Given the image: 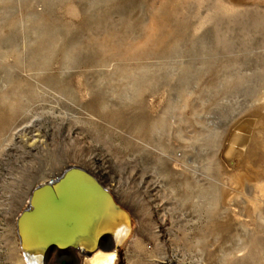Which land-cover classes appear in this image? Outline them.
<instances>
[{
	"label": "rangeland",
	"instance_id": "1",
	"mask_svg": "<svg viewBox=\"0 0 264 264\" xmlns=\"http://www.w3.org/2000/svg\"><path fill=\"white\" fill-rule=\"evenodd\" d=\"M98 159L117 264H264V0H0V264H31L32 189Z\"/></svg>",
	"mask_w": 264,
	"mask_h": 264
},
{
	"label": "water",
	"instance_id": "2",
	"mask_svg": "<svg viewBox=\"0 0 264 264\" xmlns=\"http://www.w3.org/2000/svg\"><path fill=\"white\" fill-rule=\"evenodd\" d=\"M127 222L132 225L130 214L112 191L88 169L71 166L35 188L18 229L25 250L47 252L53 247L81 246L90 255L100 247L104 235H112Z\"/></svg>",
	"mask_w": 264,
	"mask_h": 264
},
{
	"label": "bare ground",
	"instance_id": "3",
	"mask_svg": "<svg viewBox=\"0 0 264 264\" xmlns=\"http://www.w3.org/2000/svg\"><path fill=\"white\" fill-rule=\"evenodd\" d=\"M33 123V120H31V122L30 123H28V124H24V125H22V126H17L16 127V130H17V132H20V131H22V130H25V129H28L29 128V126H30V124H32ZM248 123L250 124V123H253V120H248L247 119V121H245V122H242L241 123V126H240V128H244V127H246L247 125H248ZM16 132V133H17ZM248 132H250V130H248ZM242 133V131L241 130H239L238 131V133L233 137V139H232V145H231V148H230V150H229V154L230 153H232L233 152V148H235V144L238 142V141H241V143H242V147H241V151L246 147V142L248 141V139L246 138V135L248 134H241ZM34 144L36 145V146H41L42 145V142H41V140L40 139H38V140H35V142H34ZM183 157H185V153L183 154ZM98 161L100 162V163H93V162H91L92 163V169L91 168H87V167H85V166H82V167H84V168H86V169H88L89 171H91L92 173H94L103 183H104V185L110 190V186L111 185H116L117 184V187H119L120 185H119V182L117 183V180L115 179V177L113 176V175H110V173H109V171L106 169V166L104 165V163H102L101 162V160H99L98 159ZM71 166H79V165H76V164H69V165H67L63 170H62V172H60V173H57V172H54V173H52V180L53 179H56V178H58L60 175H62L63 174V172L66 170V169H68V168H70ZM48 181H50V180H48ZM43 183H45V182H41V183H39L38 185H40V184H43ZM38 185H36L33 189H32V191H31V193H30V195H29V204H28V206L27 207H25V208H23V210L18 214V216H17V221H16V223H17V234H18V237H19V243H20V246H21V248H22V251H23V254H24V258L26 259V260H28V262L29 263H31V264H40V261H41V257L43 258V260H45L44 262H46L47 264H55L54 262H53V260H54V255L52 254V252H53V250H58L59 251V255H61V256H68V255H72V256H74L75 255V253L74 252H80V253H83V254H87V256L88 257H91L93 254H94V252L92 253V254H88V252L86 251V249L85 248H83V247H81V246H78V247H69V248H67L66 250H60V249H58V248H50L47 252H45L44 250H35V251H33V250H25L24 249V247H23V245H22V240H21V236H20V234H19V229H18V221H19V218H20V216H21V214H22V212L25 210V209H27L28 207H29V205H30V203H31V197H32V195H33V192H34V190H35V188L38 186ZM124 226H127L128 228H130L131 229V224H130V222H127V223H125L124 224ZM118 227V226H117ZM116 229V228H115ZM114 229V230H115ZM113 230V231H114ZM35 236L33 235L32 237H29L28 239L30 240L31 239V241L33 240V238H34ZM106 247H109V248H106ZM116 248V245H115V242H114V237H113V234L112 235H110V236H105L104 235V237H103V239H101V242H100V247L99 248H97L96 250H103V251H106V252H108V251H112V250H114ZM95 250V251H96Z\"/></svg>",
	"mask_w": 264,
	"mask_h": 264
},
{
	"label": "clouds",
	"instance_id": "4",
	"mask_svg": "<svg viewBox=\"0 0 264 264\" xmlns=\"http://www.w3.org/2000/svg\"><path fill=\"white\" fill-rule=\"evenodd\" d=\"M131 229L127 226H118L113 232L114 242L116 248L112 251L96 250L91 257L84 258V264H117L119 260L118 249L123 245L130 235ZM40 264H43V258L41 257Z\"/></svg>",
	"mask_w": 264,
	"mask_h": 264
}]
</instances>
